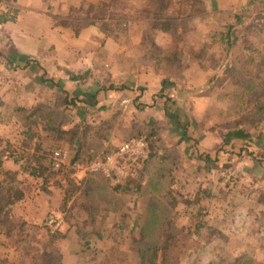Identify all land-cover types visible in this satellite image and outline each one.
I'll return each mask as SVG.
<instances>
[{
    "label": "rangeland",
    "instance_id": "obj_1",
    "mask_svg": "<svg viewBox=\"0 0 264 264\" xmlns=\"http://www.w3.org/2000/svg\"><path fill=\"white\" fill-rule=\"evenodd\" d=\"M146 5L147 0H107L72 10L74 20H83L73 23L76 30L88 26L93 15L99 20L106 14V22L94 25L106 35L116 36L120 43L123 41L127 54L117 58L120 68L112 71V76L96 72L89 81L99 82L97 88L104 89L112 80L116 89L128 86L127 92L109 101L101 99L102 94L88 101L80 96L79 101L69 91L62 95V90L52 85L35 87L32 93L36 103L27 112H15L17 123L11 128H15L12 134L16 136L11 145L0 142V158L18 159L16 164L24 170L16 174L15 182L28 199H34L36 191L46 193L51 196L44 200L57 202V207L52 214H46L40 227L28 225L19 210L9 209L2 214L0 230L5 239H0V264H63L62 259L65 264H137L133 245L145 219L147 197L141 192L112 189L103 176L86 171L92 160L110 154L136 136L145 138L149 151L150 144H154L159 154L164 150L171 155V178L164 195L173 199L175 228L185 229L186 234L196 221L205 225L185 242L178 253L180 264H264V120L249 129L251 142L222 144L228 124L235 120L243 124L235 108L250 100L247 94L254 90L247 81L250 73L264 76V0H253L242 8L210 5L196 16H183L176 27L157 30L167 32L162 35L151 29ZM234 10L242 14L238 21L233 18ZM228 27H232L233 38L236 36L230 47L220 43V34ZM133 36L136 42L141 40L135 48L127 46ZM150 39L167 51L177 48L187 66L195 64L204 69V84L199 85V71L193 74V83L199 86L186 87L182 78L172 80L173 86L165 93L158 92L147 103L140 101L141 70L165 78L141 59ZM0 54L1 62L7 65L10 60L4 57L6 53ZM230 68L240 72L237 80ZM6 73L2 70V75ZM19 78L24 81L25 76ZM238 82L243 85L237 86ZM52 115L54 123L61 119L64 134L46 131L54 125L48 122ZM77 130L72 139L71 132ZM73 143L80 145L76 160ZM53 150L65 154L58 171L49 170V153ZM205 155L211 161H206ZM38 163L47 168L42 175L45 181L30 175L31 169H27ZM141 165L130 185L146 183L148 176ZM36 178L42 182L37 184ZM57 218L58 227L48 223ZM53 232L59 236L52 237ZM65 251L74 259L64 258Z\"/></svg>",
    "mask_w": 264,
    "mask_h": 264
},
{
    "label": "crops",
    "instance_id": "obj_2",
    "mask_svg": "<svg viewBox=\"0 0 264 264\" xmlns=\"http://www.w3.org/2000/svg\"><path fill=\"white\" fill-rule=\"evenodd\" d=\"M203 1L207 9L210 5L212 6V3L222 9L231 6L233 8L248 7L253 2V0ZM104 2L106 3L107 0H0V16L5 14L12 18L0 23V51L5 52L4 57L12 61L11 63L10 61L6 62L7 65L4 64L1 62L3 54H0V142L3 141L11 145L12 137L16 136L12 134L15 132V128H11L17 123L15 112L18 107L29 109L36 103L34 100L36 96L32 93L35 87L43 89L52 85L53 88L58 89L57 91L62 90L60 91L62 95L65 90L69 91L68 93L79 101L80 96L87 98V101L88 99H99V94L103 95L101 99L107 98L105 101H109L108 98L115 99L127 92L128 86L116 89L111 85L112 80L104 89L97 88L99 82L89 81L90 78H94L93 75L96 72H105L106 75L110 73L112 76V71L120 68L117 58L120 59L122 55L127 54L128 47L122 44L123 41L120 43L116 36L106 35L94 25V22L95 24L96 22H106V14L104 18L93 19L87 24L88 26L79 30L78 28L76 30L73 24L83 20L80 18L74 20L72 10L79 9L84 5L95 6ZM238 11L232 12L233 18H241L242 14ZM155 31L156 35L167 33ZM133 37H130L127 46L131 45L135 48L141 40L139 38L136 42L135 36ZM14 61L16 64L13 63ZM2 70L5 72L7 70V73L2 75ZM141 71L143 72L139 75L138 81L139 86L142 87V94L139 100L147 103L151 98H154V95L160 93L162 83L166 78L156 75L150 70ZM199 71L202 75V82L200 84L193 83L195 81L193 74H198ZM22 74L25 76L24 81L19 78ZM204 76V69L190 64L182 72L181 82L185 83L186 87L199 86L204 84ZM124 83L126 84V82ZM100 90H103L102 93ZM18 94L21 98H18ZM62 99L64 98L62 97ZM5 120H8L7 123ZM18 169L19 166L10 157L0 158V173L1 170L16 172ZM36 179L38 180L37 184L42 182L39 178ZM37 192L32 194L35 195L34 199L33 196L28 199L24 193L23 199L12 205L10 209L13 212L14 210L22 212L24 221L28 225H39L40 227L46 214L53 213L57 202L54 204L50 200L45 201L44 197L51 195ZM57 219L59 220V218ZM0 239L5 238L0 234ZM63 255L66 259L74 257L68 251H65ZM64 262L65 260L62 259L63 264H65Z\"/></svg>",
    "mask_w": 264,
    "mask_h": 264
},
{
    "label": "trees",
    "instance_id": "obj_3",
    "mask_svg": "<svg viewBox=\"0 0 264 264\" xmlns=\"http://www.w3.org/2000/svg\"><path fill=\"white\" fill-rule=\"evenodd\" d=\"M149 7V20L151 23V29L155 30H166L169 27H176L182 23L183 16L193 17L205 11L203 0H147ZM213 2V1H212ZM211 7H215L212 3ZM186 11V15L184 12ZM89 12V11H88ZM94 19H98L94 16ZM9 18L7 15L0 16V23H4ZM236 20H240L239 17ZM251 28V27H249ZM254 30V29H252ZM232 27H228L226 32L220 34V43L226 44L230 47L235 38L231 35ZM247 49V48H246ZM141 59L145 62L146 66H152L157 72L165 74V82L162 83L160 93H163L168 88L173 86L172 80L181 79V74L186 69L187 65L183 63L180 51L177 48L172 50H165L159 47L155 42L150 39L147 42V46L142 52ZM252 60V58H250ZM232 76L239 78L237 73H240L236 68H230ZM171 80V81H170ZM244 81V78H243ZM248 84L254 86L252 93H248L250 100L242 102L240 106L236 104L237 113H240V120H243L242 126L235 120L227 125L228 128L222 134V144L227 146L234 142L252 141L251 134L249 133L250 128H254L264 120V76H260L257 72H251L250 77L247 78ZM237 82V81H236ZM237 86H242V82L236 83ZM66 99V98H65ZM62 103H65L66 100ZM244 105V106H243ZM36 109V108H35ZM37 108L36 110H40ZM17 114L27 112L24 107H18L16 110ZM243 113V114H242ZM32 114H30L31 116ZM53 116V115H52ZM60 114H57L59 118ZM27 118V116H26ZM61 118V117H60ZM176 120L178 117L174 116ZM56 121L55 117H48V122L51 124ZM61 119L58 123H54L53 126L44 129L54 134H64L65 132L61 129ZM80 126V124L78 125ZM75 129L77 127L75 126ZM71 132L72 139L76 137V133ZM185 136V134H184ZM262 142V139H258ZM255 142V144H260ZM80 145L73 143L74 160H76L77 154L80 152ZM158 153L154 144H150V151L148 158L141 162V166L145 167V171L148 177L146 183L141 186L130 185L134 178L126 179L120 185L112 186V189L119 190L121 192H132V193H144L147 197L146 214L144 222L139 227L138 240L136 245H133V252L136 255L137 264H180L178 259V253L185 247V242L188 241L192 236H195L205 225L202 222H194L193 229L186 231L177 229L174 225V219L177 218L176 212H172L171 206H173L172 198L164 195L165 190L168 187L170 176V170L168 165L171 164V155L164 153ZM164 153V154H163ZM174 159V158H173ZM206 161H211L209 156L205 155ZM15 163L18 159L15 158ZM30 175L37 177H44L43 172L47 168L41 164H36L34 167L31 165ZM24 169L20 166L16 172L10 170H1L0 173V218L2 214H7L12 205L19 202L23 198V191L18 188L15 182L16 174L20 173ZM49 170H51L49 168ZM139 177V175H138ZM45 181L46 179L43 178ZM143 195V194H142ZM4 211V212H3ZM199 215V214H198ZM198 217V216H196ZM198 219V218H197ZM196 219V220H197ZM3 221V220H2ZM55 231V230H54ZM183 232V233H182ZM2 234V230H0ZM7 234V233H6ZM52 237L59 236L58 232H53ZM238 264V263H232Z\"/></svg>",
    "mask_w": 264,
    "mask_h": 264
},
{
    "label": "built area",
    "instance_id": "obj_4",
    "mask_svg": "<svg viewBox=\"0 0 264 264\" xmlns=\"http://www.w3.org/2000/svg\"><path fill=\"white\" fill-rule=\"evenodd\" d=\"M149 149L144 137H130L122 142L113 152L92 160L87 166L89 173H98L103 176L112 186L120 185L126 179L134 178L137 166L148 158ZM50 169L58 171L64 164L65 154L59 150L49 153ZM53 227H58L60 220L50 219L48 222Z\"/></svg>",
    "mask_w": 264,
    "mask_h": 264
}]
</instances>
